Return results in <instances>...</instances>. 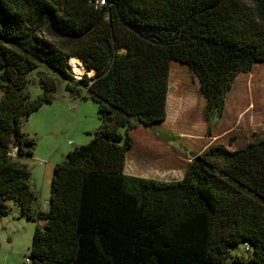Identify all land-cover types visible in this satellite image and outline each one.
I'll return each instance as SVG.
<instances>
[{"label": "trees", "instance_id": "16d2710c", "mask_svg": "<svg viewBox=\"0 0 264 264\" xmlns=\"http://www.w3.org/2000/svg\"><path fill=\"white\" fill-rule=\"evenodd\" d=\"M97 1L0 0V214L14 200L38 221L27 264H264V137L209 146L179 180L125 173L130 131L167 118L173 61L198 78L210 132L238 75L264 63V0ZM62 82L98 104L100 126L56 164L37 210L24 125Z\"/></svg>", "mask_w": 264, "mask_h": 264}, {"label": "rangeland", "instance_id": "374dc122", "mask_svg": "<svg viewBox=\"0 0 264 264\" xmlns=\"http://www.w3.org/2000/svg\"><path fill=\"white\" fill-rule=\"evenodd\" d=\"M38 75L37 71L31 74L32 82L28 86L33 97L42 93ZM64 87L65 83H60L55 104L44 105L39 114L33 113L25 122L29 135L36 139L34 156L27 158V163L32 188L37 195L34 202L37 210L48 211L50 208L51 181L56 164L62 162L70 150L84 145L73 134L79 124L89 141L100 124L98 104L92 99L72 100L81 105L75 110L62 104ZM204 105L198 78L186 65L173 61L167 118L150 130L140 128L137 141L132 136L135 129L130 131L134 147L129 152L128 164L138 167L142 177L158 176L172 181L176 176L165 171L163 164L168 153L191 150L196 154L215 144L235 142L241 147L251 140L261 139L264 136V64L255 65L251 72L237 77L227 95L225 112L214 119L210 132ZM145 134L161 135L158 138L164 139V143H158L152 150L145 149L141 147ZM158 138L155 139L159 142ZM72 141L77 145H72ZM8 204V214H0V264H27L38 221L25 217L14 200H9ZM231 251V256L245 255L243 245L233 247Z\"/></svg>", "mask_w": 264, "mask_h": 264}, {"label": "crops", "instance_id": "0c3cea01", "mask_svg": "<svg viewBox=\"0 0 264 264\" xmlns=\"http://www.w3.org/2000/svg\"><path fill=\"white\" fill-rule=\"evenodd\" d=\"M259 64H264V63H257L255 65H259ZM62 97H63L62 104L67 105L69 107V109H71V110H75V109H77L78 106L79 107L81 106L80 104L77 105L76 103L72 102V100L75 101L74 100L75 98H73L69 93H67L65 91L63 92ZM56 101H54L53 104H55ZM226 103H227V99H226ZM59 104H61V103H59ZM57 106H60V105H57ZM41 110H42V108L39 111H37V113L39 114V112ZM25 125H24V130H25L26 133L29 134L30 130L28 131ZM99 126H100V124H99ZM99 126H97L96 130L99 128ZM140 128L145 129V130H150V129L144 128L142 126H138V127L134 128L135 130H134V132L132 130V136L134 137V139L136 138V141H137V136L141 133V132L138 131ZM94 132H93V134H94ZM147 132H149V131H147ZM73 134L79 141H82L83 144H85V143H87V141H89V138H87L85 129L81 128L80 124L78 126V129ZM158 136H161V135H158V134H154V135L153 134L152 135L145 134V138L143 139V143L141 144V147L143 146V147H145V149L152 150L155 147V145H158V143H160V142L164 143V139H160V138H158ZM155 138H158V140L160 139L159 142L156 141ZM161 138H163V137H161ZM252 141H255V140H251V141L247 142V144H249ZM156 142H157V144H156ZM188 143H189V141L186 142V144H188ZM71 144L72 145H77V142H75V141L73 142L72 141ZM225 145L231 150H237L239 148H242V147L246 146V145H244V146H241V147L239 146L238 147L237 145H235V142L233 144L228 143V144H225ZM70 151H72V150H70ZM203 151H199L196 154H194L193 151H191V150H189L188 152H182V151L176 152L175 151L173 153H168V155L166 156L165 161L163 163L164 166H165L164 169H165V171L167 170V171H169L171 173H174V176H176V179H174V180L182 179L184 177V175H185V171H186L187 165L193 159L194 155H197V154H199V153H201ZM128 161H129V153H128V156H127L125 173L128 174V175L142 177L143 174H142V172L138 171L139 168L138 167L136 168V166H134V164L133 165L132 164H128ZM144 178H154V179H159V180H164V181H171V179H167V178H164V177H158V176H150V177H148L146 175V177L144 176Z\"/></svg>", "mask_w": 264, "mask_h": 264}, {"label": "bare ground", "instance_id": "6f19581e", "mask_svg": "<svg viewBox=\"0 0 264 264\" xmlns=\"http://www.w3.org/2000/svg\"><path fill=\"white\" fill-rule=\"evenodd\" d=\"M71 70L75 73L78 78H81L85 75V67L81 63V61L73 58L70 62Z\"/></svg>", "mask_w": 264, "mask_h": 264}, {"label": "built area", "instance_id": "2783aa9c", "mask_svg": "<svg viewBox=\"0 0 264 264\" xmlns=\"http://www.w3.org/2000/svg\"><path fill=\"white\" fill-rule=\"evenodd\" d=\"M99 2H100V4H101V5H103V4L105 3V0H98V1H97V3H99ZM14 151L16 152V151H17V149L15 148V149H14ZM27 261L29 262V261H30V259L28 258V260H27Z\"/></svg>", "mask_w": 264, "mask_h": 264}]
</instances>
